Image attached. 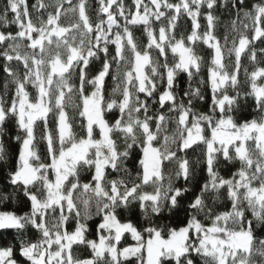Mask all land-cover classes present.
<instances>
[{
	"label": "snow or ice",
	"instance_id": "snow-or-ice-1",
	"mask_svg": "<svg viewBox=\"0 0 264 264\" xmlns=\"http://www.w3.org/2000/svg\"><path fill=\"white\" fill-rule=\"evenodd\" d=\"M218 2L222 7L230 4L237 19L249 21L252 28L251 39L241 33L238 46L233 41L232 71L222 62L213 34ZM97 3L95 22L86 14V0L75 5L56 0L55 13H48L46 20L33 18L28 0H7L0 15L7 27L10 11L18 28L15 34L0 32V57L10 78L5 93L9 83L14 85L10 99L0 95V132L9 121L17 127L20 149L9 182L29 204L23 214L0 212V230L16 233L14 243L0 246V264H254V252L264 257V240L254 248L253 227L254 222L264 224V67L250 73L244 69L248 91L239 90L238 74L246 47L264 38V0L250 8L246 0H133L134 10L124 0ZM50 6L36 0L31 9L40 12ZM62 10L65 15L78 11L76 22L62 26ZM101 14L106 19L99 18ZM184 15L191 20L187 35L177 32ZM201 16L206 20L203 29ZM130 26H143L146 42L137 41ZM243 27L248 29L249 23ZM25 41L23 47L31 52H21ZM197 41L214 50L207 81L211 114L194 108L195 100L204 99L199 88L184 93L187 104L177 102L174 91L179 74H186L191 84L201 72L203 57L192 46ZM250 58L256 61L255 51ZM110 74L119 83L106 95ZM249 96L262 115L241 121L234 114L241 111V97ZM69 101L75 110L71 120ZM153 105L158 108L153 110ZM114 110L119 115L108 119ZM169 121L176 125L171 135ZM37 131L45 143L43 155L36 149ZM161 133L163 143L154 146ZM195 144L203 145L207 178L189 199L193 172L189 160L178 153ZM134 155L135 174L126 167ZM221 156L239 162L230 177L218 171ZM5 157L0 141V160ZM164 161L173 162L175 169L165 173ZM86 171L92 173L91 180L81 183ZM181 179L185 183L178 185ZM221 190L230 202L223 211L216 209L215 201L213 206L205 203L207 192L219 199ZM89 192L92 196L85 195ZM10 195L0 193V202ZM133 205L147 221L142 228L120 218V210ZM181 208V224L156 222ZM96 217L93 233L88 221ZM126 234L134 244L121 243Z\"/></svg>",
	"mask_w": 264,
	"mask_h": 264
},
{
	"label": "trees",
	"instance_id": "trees-1",
	"mask_svg": "<svg viewBox=\"0 0 264 264\" xmlns=\"http://www.w3.org/2000/svg\"><path fill=\"white\" fill-rule=\"evenodd\" d=\"M43 2L46 5H52L48 7L47 9H41L40 12H36L31 9V5L36 3V0H28V5L30 8V11L32 12L33 18H35L37 15L42 16L43 19H47L48 13H55V2L56 0H43ZM175 2V0H173ZM249 8L253 3H259L261 0H246ZM7 0H0V15L4 14V9L6 6ZM72 3L78 4V0H72ZM125 6L128 8H132L134 10L133 0H124ZM147 3V2H146ZM68 5L65 3L64 8H67ZM115 9V6H113V10ZM206 11V9L202 10ZM98 3L97 0H86V14L90 16L93 22H95L98 19ZM214 15L216 16L215 20V27L213 30V34L216 37V39L219 41V45L221 47V54H222V62L227 65L229 71H232L235 68V53L234 51L230 52V49L233 48V41L235 40L236 46L239 44V38L241 33L244 35H247L250 39L253 35L251 24L249 21H243L241 19H237L236 16V9H232L231 5L229 4L227 7H222L221 3L218 2ZM243 14L241 13V18ZM101 19H106V16H103L101 14L99 16ZM8 19V25L7 27L4 26L2 22H0V32H4L5 34L11 32L15 34L18 31L17 25L13 23V14L9 11L7 14ZM78 19V11L76 13H67L66 15L63 14L60 17V24L62 26H69L70 24L76 22ZM117 19L123 23V21L117 17ZM233 21H235V29L233 28ZM199 22L203 26L206 24V20L203 18V16L200 17ZM243 23H249V28L244 29ZM178 33H184L185 35L190 34L191 31V20L186 16H182L178 21ZM133 30V36L137 41H145L147 40L146 34L143 32V26H130ZM27 42H22V48L21 52H31V49H27L23 47L24 44ZM194 48V52L196 55H199L203 57V63L201 72L193 77L191 84H189L188 78L186 74L181 73L177 76L175 81V94L177 96V102L179 100L183 99L185 104H187V97L184 96V93L186 91H189L190 87L191 89L199 88L201 93L204 96L203 101L195 100L194 108L198 112H204L211 114L210 110L212 107V93H211V87L210 84L207 83L208 81V66L210 65V61L212 56L214 55V50L209 49L206 45H204L201 41H197L194 45H192ZM264 48V38L261 40H256L252 43H250L245 51L241 54V69L238 74V80L239 85L238 88L241 92L250 90L249 88V82L247 81V78L244 73V69L247 68L248 72L250 73L255 69L256 66L264 67V52H261L260 49ZM255 51L256 52V61L253 62L251 60V53ZM126 55L129 56V59H131V54L126 53ZM163 59V58H161ZM5 61L2 57H0V95H4L5 99H10L14 94V85L9 83L8 90L5 93L4 85L5 83L10 79L5 71L3 70V65ZM15 66L17 64L16 61L12 62ZM99 65V62H97V67ZM19 70L22 72L23 68L22 65L20 66ZM112 72H115V64L113 63V68L111 70ZM147 71V69H146ZM163 71V70H162ZM122 75V74H121ZM264 79V78H262ZM201 81H205V83H201ZM119 83V81H114L112 79V75L110 74L105 78V94L110 95L112 92L113 87ZM123 85L121 84V88ZM29 90L31 88L29 87ZM161 90H163V86H161ZM231 94H235L231 91V89H228ZM144 94H140L141 98H143ZM117 98H119L117 96ZM245 99L247 100V103H245ZM149 103H151V100H149ZM166 102V107H167ZM241 105V111L238 113H235L241 121L244 120H252V119H259L262 115L259 111L255 109V102L253 97H241L240 100ZM153 110L158 108V105H153ZM68 116L71 120V118L75 115V110L72 107V102H68V107L66 109ZM161 112H164L165 109H160ZM119 113L117 111H113L112 113H108L107 118L112 120L115 119ZM169 116H175V113H167ZM218 115V113H217ZM75 123H79V117L76 118L74 121ZM40 123L39 121L37 122ZM175 122L169 121L167 125V134L171 135L175 130ZM17 135V127L13 122H7L4 125L3 131L0 132V141H3V145L6 152V157L4 160H0V193H9L10 198L6 201L0 202V212L3 211H10L15 212L17 214H23L24 212H27L29 210V204L26 201V198L23 196V193L19 190L13 191L14 186H12L9 182V173L12 172L17 164V157L20 149V143L15 139ZM163 135L164 133H161L159 142H154V146L159 147L160 144L163 143ZM173 149L175 146H172ZM203 145L201 144H195L192 146V148L185 150V152L178 153L180 156H183L187 158L190 162V167L193 172V180L191 184L192 191L187 193V197L190 199L193 194H197L200 190L201 185L206 181L207 173H206V164L204 161V154L202 152ZM36 149L38 154L43 155L44 149H45V143L42 141H39V134L37 131V142H36ZM239 162L235 161L232 163H229L228 161L224 160L221 156L219 158V162L217 164L218 171L221 176L224 177H230L233 172H235L239 168ZM126 167L131 169L133 171V174H135V155L129 159L126 163ZM176 165L173 162L164 161L163 162V170L165 173H169L175 169ZM110 171V170H109ZM92 173L90 172H84L81 174L80 179L81 183H87L91 180ZM123 176V173L120 174ZM113 177L116 176L115 173L112 174ZM185 182L181 179L177 181L178 185H183ZM258 183V182H257ZM150 190V189H149ZM86 196H92V193H86ZM217 196V193L209 191L205 194V203L208 206H213V202L215 201V207L219 211L226 210L230 208V202L225 198L223 194V190H221V193L219 194L220 198L215 199ZM249 218L251 219V213H248ZM120 218L122 220H131L133 224H135L138 228H142L147 221H145L140 213L139 208H137L135 205H133L131 210L125 211L124 209L120 210ZM99 220V217H96L95 219L89 220L88 223L90 225L91 231L95 232L96 224ZM185 220V211L183 208L176 210L175 215H169L168 213H164L160 217L156 218V222L161 225H166L169 222L172 224H181ZM254 227V248H258L259 241L264 240V224H261L259 226H256L255 222L253 224ZM29 235H33V231L29 229ZM16 233L13 229H6V230H0V246H4L8 243H14L15 242ZM127 239L122 240V244L132 245L135 242L131 239L130 235L126 234ZM85 255H89L90 253H84ZM254 264H264V257L256 254L254 252L252 257ZM197 264H200L199 260H197Z\"/></svg>",
	"mask_w": 264,
	"mask_h": 264
},
{
	"label": "rangeland",
	"instance_id": "rangeland-1",
	"mask_svg": "<svg viewBox=\"0 0 264 264\" xmlns=\"http://www.w3.org/2000/svg\"><path fill=\"white\" fill-rule=\"evenodd\" d=\"M145 2H148V0H145Z\"/></svg>",
	"mask_w": 264,
	"mask_h": 264
}]
</instances>
